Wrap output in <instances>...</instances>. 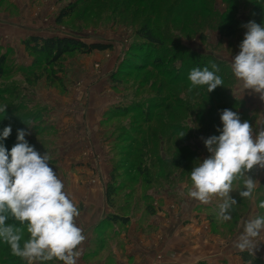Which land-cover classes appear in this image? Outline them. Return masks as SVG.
I'll list each match as a JSON object with an SVG mask.
<instances>
[{"label":"rangeland","instance_id":"rangeland-1","mask_svg":"<svg viewBox=\"0 0 264 264\" xmlns=\"http://www.w3.org/2000/svg\"><path fill=\"white\" fill-rule=\"evenodd\" d=\"M122 2L0 0V54L8 59L0 83V108L7 106L0 111V132L12 128L0 144L10 151L22 129L30 145L50 156V167L80 211L76 223L86 239L77 264H244L235 244L244 222L264 215L259 208L264 191H258L264 169L249 173L258 181L252 198L239 196L242 179L233 182L230 196L237 204L228 221L218 218L219 197L203 204L187 192L191 170L210 155L204 140L223 127L222 110L237 112L254 134L264 128V100L245 90L231 71V59L247 31L243 25L254 21L255 6L264 10V0H206L188 7L184 30L179 23L171 27L176 39L166 71L181 69L180 76L188 77L193 53H201L209 70L212 63L221 62L217 75L224 84L210 93L205 86L189 92L188 84L184 91L167 84L170 74L163 77L137 44L140 21H134L131 9L121 14L127 7L122 8ZM158 2L168 13L177 10L174 0ZM75 3L77 11L59 23L61 11ZM225 13L239 21L233 38H222L219 32ZM35 36L106 43L113 49L88 55L72 52L51 64L26 46ZM137 105L152 107V124L143 122ZM181 132L186 133L182 138ZM179 150L189 164L185 171L173 163ZM109 187L117 189L110 203ZM117 215L129 222H110ZM91 217L97 219L92 222ZM259 239L254 256L264 260V232ZM5 249L0 247V264H15Z\"/></svg>","mask_w":264,"mask_h":264},{"label":"clouds","instance_id":"clouds-1","mask_svg":"<svg viewBox=\"0 0 264 264\" xmlns=\"http://www.w3.org/2000/svg\"><path fill=\"white\" fill-rule=\"evenodd\" d=\"M239 45V53L231 59V71L245 90L259 94L264 100V25L249 21ZM193 68L189 75V92L206 86L207 92L223 86L217 75V64ZM7 106L0 108L5 112ZM220 134L204 140L210 155L190 172L191 186L187 195L203 204L219 197L218 218L231 219L230 209L237 201L230 196L233 182L243 180L241 198H252L258 181L250 172L264 169V128L254 134L252 125L241 121L237 112L229 109L220 114ZM11 126L0 132V140L8 138ZM28 133L18 130L17 143L9 151L0 144V241L8 245L12 255L26 264H46L53 260L62 264H77L80 246L86 236L76 223L80 211L64 190L62 180L50 167L47 152L41 155L25 139ZM180 137L186 133L181 132ZM259 208L264 209V201ZM12 221V222H10ZM25 232L27 238H24ZM264 232V215L244 222L235 247L240 252L255 255L259 238Z\"/></svg>","mask_w":264,"mask_h":264},{"label":"trees","instance_id":"trees-1","mask_svg":"<svg viewBox=\"0 0 264 264\" xmlns=\"http://www.w3.org/2000/svg\"><path fill=\"white\" fill-rule=\"evenodd\" d=\"M159 0H123L122 2V8L127 6L126 9L123 11L121 10V14L124 15L128 9H131L130 13L132 12V17L134 18V21L139 20L140 25L136 29V35L138 38V43L140 48L145 50L147 53V56L150 58H153L152 66L158 70H160V73L163 77L166 75H169V83L172 86H177V88H180L178 91H184V86L188 84L190 86V81L188 80L187 76H180L181 75V69L176 70H170L166 71L167 68V62L166 58L170 56V47L175 45V39L176 36H174L172 30V26L176 24L183 25L182 30H184V24L186 22L187 16H188V7H197L200 4L203 5L206 0H174L173 7L177 8V10H174V13L167 12L164 5ZM160 1H166V0H160ZM169 2V0H167ZM237 3V0L234 2ZM113 5V4H112ZM130 7L128 8V6ZM141 8H144L145 10L142 11ZM78 9V3L71 4L67 7H65L57 21L61 23L64 19L71 17ZM118 9V8H117ZM119 10V9H118ZM255 16L254 21L258 24L264 25V10L262 6H255L254 7ZM195 17V16H194ZM184 18V20H183ZM193 19V18H192ZM195 20V21H194ZM194 22H197V19H194ZM228 21V23H227ZM163 23V24H161ZM239 26V21L234 19L233 16L227 18V14L225 13L222 15L219 19V32L222 36V38H233L236 33V29ZM172 32V34H171ZM26 46L33 51V54L35 55H44L47 60L50 61L51 64L60 63L67 54L72 52H79L81 54H92L93 52L99 51L104 52L107 50H112L113 45L112 44H106V43H86L78 39L74 38H61V37H50V38H43V37H31L30 40L26 43ZM153 50H157L156 56L154 57ZM172 57V56H171ZM192 57L195 58V62L193 64V68H200L203 69L204 67H207L205 64V58L202 57L201 53H193ZM204 59V60H203ZM201 61L203 63L201 64ZM8 62L6 54H0V83L3 81L5 75H6V64ZM219 67L222 66V63L220 62L217 64ZM139 69V68H137ZM163 70V71H162ZM224 70V69H223ZM176 71V72H174ZM175 74V77L171 79V77ZM221 77V76H220ZM167 78V77H166ZM167 80V79H166ZM166 83H162L161 86H165ZM163 88V87H162ZM203 89L206 88L202 87ZM201 87L199 88L200 91H203ZM199 92V91H198ZM200 93V92H199ZM174 95L177 96V93H174ZM199 98H203V94H199ZM236 103L238 101L236 100ZM162 104V103H160ZM199 105H203L200 103ZM159 106V105H158ZM157 106V107H158ZM143 115V122L145 124H152L154 120V116L151 113L150 107H144L135 106ZM214 106L212 108L210 107V114L213 110ZM215 120H217V116L215 117ZM3 122V121H1ZM0 122V123H1ZM217 121H215L216 123ZM214 125L216 126V124ZM20 124V123H18ZM213 125V124H212ZM212 125H210V129H212ZM178 126V125H177ZM2 127V126H0ZM220 132L217 131L216 135H219ZM27 141H31V138H27ZM10 146H13V141H9ZM9 146V147H10ZM182 150H179L175 153L174 161L173 163L178 165L182 171H185L188 169V163L187 158L185 155H182ZM256 173V169H254ZM253 178V177H252ZM261 189L258 191H264V178L261 181ZM117 193V189L115 187H109L106 194L107 202H112L113 196H115ZM264 198V195L261 196ZM260 197V198H261ZM261 198V200H262ZM263 201V200H262ZM12 222V221H10ZM112 223H122L127 224L129 222L128 218L121 217V216H114L111 218ZM0 247L3 249L5 247V251L7 252V256H10L9 258L15 260V264H26L25 261L21 260L19 257H16L12 255L10 248L6 247V244H4L2 241H0ZM240 257L242 258V261L244 264H264V260L261 258H258L254 255H251L249 252H241L239 253Z\"/></svg>","mask_w":264,"mask_h":264},{"label":"crops","instance_id":"crops-1","mask_svg":"<svg viewBox=\"0 0 264 264\" xmlns=\"http://www.w3.org/2000/svg\"><path fill=\"white\" fill-rule=\"evenodd\" d=\"M99 204H100V206H101V205H103V202L100 201ZM95 212H96V213L98 212V213L96 214V215H98V214H99V209H96ZM94 214H95V213H94ZM90 216H93V215L90 214ZM91 218H92V219H91ZM91 218H90V219L92 220V222L95 221V220H94L95 217H94V218L91 217ZM95 219H97V218H95ZM237 254H238V253H237Z\"/></svg>","mask_w":264,"mask_h":264}]
</instances>
